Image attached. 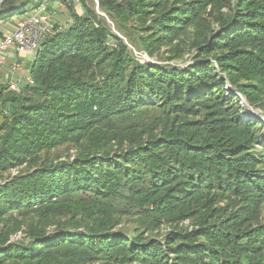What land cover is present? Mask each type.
<instances>
[{
  "label": "trees",
  "instance_id": "trees-1",
  "mask_svg": "<svg viewBox=\"0 0 264 264\" xmlns=\"http://www.w3.org/2000/svg\"><path fill=\"white\" fill-rule=\"evenodd\" d=\"M33 1L3 2L0 37L71 22L0 85V264H264V124L239 97L264 114V0H99L185 67L83 0Z\"/></svg>",
  "mask_w": 264,
  "mask_h": 264
},
{
  "label": "built area",
  "instance_id": "built-area-1",
  "mask_svg": "<svg viewBox=\"0 0 264 264\" xmlns=\"http://www.w3.org/2000/svg\"><path fill=\"white\" fill-rule=\"evenodd\" d=\"M74 1L80 6L81 0ZM55 13V10L49 11L43 7L28 19L16 21L13 29L4 30V34L0 37V74L5 66L10 64V73L6 77V82L11 90H19L15 77L21 69L22 57L34 58L42 42L58 33L53 17ZM28 82L33 84L31 79Z\"/></svg>",
  "mask_w": 264,
  "mask_h": 264
},
{
  "label": "rangeland",
  "instance_id": "rangeland-1",
  "mask_svg": "<svg viewBox=\"0 0 264 264\" xmlns=\"http://www.w3.org/2000/svg\"><path fill=\"white\" fill-rule=\"evenodd\" d=\"M35 1L37 2L38 0H34L33 2L35 3ZM83 1L86 3V5L89 8L95 10V12L98 13V11H97V3L99 4V0H83ZM76 7H77V10L79 12H82L81 11V6H79L77 3H76ZM55 8L56 9H54V10H55L56 13L53 16L54 17L55 26L59 30H64L68 26V24L71 22L69 14L67 13L66 8L63 5H61V4H57ZM28 18L29 17H26V16L24 18L16 17L10 23H3L2 28L5 29V30L6 29L11 30V29H13L15 27V22L16 21L25 20V19H28ZM104 18L106 19L107 22L110 21L108 18H106V17H104ZM108 23L110 24V22H108ZM113 28H114V26H113ZM129 47L133 51L134 55L136 57H138L139 60L142 63H155V64H163V65H172V66H177V67H185V66H189V65H193L194 64V57L191 54H186L182 61L168 62L165 59V57L152 59V58L148 57L144 53L137 52V50L135 48H132L130 46V44H129ZM32 59H33V57H31V56H23L22 57L21 69L18 72V75H16V77H15V82H16L17 87L19 89H21L22 85L25 83V79L27 77V69H28L29 65L31 64V60ZM9 73H10V64H7L5 66V68L3 69L1 75H0V85L6 82V77H7V75ZM239 97L242 100V104L246 108L247 112L250 111V113L253 116H255V118H258V119L259 118L260 119L263 118L264 119V114L259 109L250 106L249 102L244 97H242V96H239ZM65 151L66 150H64V151L62 150V151L56 152L54 154L55 158L64 157L65 154L69 153V152H65ZM70 155L72 157L75 156V151L71 150L70 151ZM18 172L19 171L14 170L10 174H8L7 176H9V175L15 176L16 174H18ZM262 218H264V212H263ZM123 226H124V228H126V230L129 231L135 226V224L132 221H130V220H125ZM169 230H170V227L164 226V227H162V229L160 231H158V232H156L154 234V237L159 238V239L160 238H164V236H166V234L169 232ZM158 235H160L161 237H158ZM23 239H24V235L23 234H18L17 236L13 237V241L23 240Z\"/></svg>",
  "mask_w": 264,
  "mask_h": 264
},
{
  "label": "water",
  "instance_id": "water-1",
  "mask_svg": "<svg viewBox=\"0 0 264 264\" xmlns=\"http://www.w3.org/2000/svg\"><path fill=\"white\" fill-rule=\"evenodd\" d=\"M5 0H0V7H1V5L3 4V2H4ZM110 20V19H109ZM108 22H110V24H112L111 26L113 27L114 25H113V23H112V21L110 20V21H108ZM113 30L116 32V30L113 28ZM117 33V32H116ZM118 35H119V37L121 38V39H123L124 41H125V43L126 44H130L129 43V41L126 39V38H124L122 35H120L119 33H117ZM130 46L132 47V48H134L131 44H130ZM228 88H231V86L230 85H228ZM235 94H238V93H236L235 92ZM239 96H241L240 94H239ZM248 112H250V111H248ZM259 120L264 124V119L263 118H259Z\"/></svg>",
  "mask_w": 264,
  "mask_h": 264
},
{
  "label": "bare ground",
  "instance_id": "bare-ground-1",
  "mask_svg": "<svg viewBox=\"0 0 264 264\" xmlns=\"http://www.w3.org/2000/svg\"><path fill=\"white\" fill-rule=\"evenodd\" d=\"M97 11L98 13L103 16V17H106L107 15H105L101 10H100V7H99V4L97 3ZM107 18V17H106Z\"/></svg>",
  "mask_w": 264,
  "mask_h": 264
},
{
  "label": "crops",
  "instance_id": "crops-1",
  "mask_svg": "<svg viewBox=\"0 0 264 264\" xmlns=\"http://www.w3.org/2000/svg\"><path fill=\"white\" fill-rule=\"evenodd\" d=\"M56 9V8H55Z\"/></svg>",
  "mask_w": 264,
  "mask_h": 264
}]
</instances>
